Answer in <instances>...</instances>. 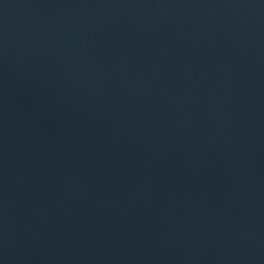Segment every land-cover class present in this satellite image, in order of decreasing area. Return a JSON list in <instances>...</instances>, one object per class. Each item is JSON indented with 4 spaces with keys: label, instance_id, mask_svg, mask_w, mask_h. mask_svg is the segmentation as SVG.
<instances>
[{
    "label": "water",
    "instance_id": "95a60500",
    "mask_svg": "<svg viewBox=\"0 0 264 264\" xmlns=\"http://www.w3.org/2000/svg\"><path fill=\"white\" fill-rule=\"evenodd\" d=\"M0 264H264V0H0Z\"/></svg>",
    "mask_w": 264,
    "mask_h": 264
}]
</instances>
